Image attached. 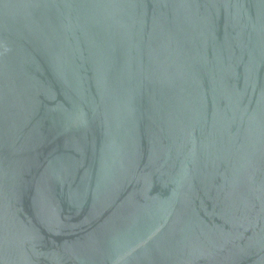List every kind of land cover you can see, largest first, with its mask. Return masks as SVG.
Returning a JSON list of instances; mask_svg holds the SVG:
<instances>
[{"label":"water","instance_id":"water-1","mask_svg":"<svg viewBox=\"0 0 264 264\" xmlns=\"http://www.w3.org/2000/svg\"><path fill=\"white\" fill-rule=\"evenodd\" d=\"M0 264H264V0H0Z\"/></svg>","mask_w":264,"mask_h":264}]
</instances>
